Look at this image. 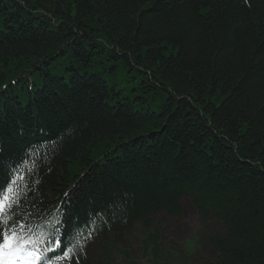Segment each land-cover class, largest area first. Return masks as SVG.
<instances>
[{
    "label": "trees",
    "instance_id": "obj_1",
    "mask_svg": "<svg viewBox=\"0 0 264 264\" xmlns=\"http://www.w3.org/2000/svg\"><path fill=\"white\" fill-rule=\"evenodd\" d=\"M22 164L41 264L135 226L155 258L183 199L209 264H264V0H0L1 195Z\"/></svg>",
    "mask_w": 264,
    "mask_h": 264
},
{
    "label": "rangeland",
    "instance_id": "obj_2",
    "mask_svg": "<svg viewBox=\"0 0 264 264\" xmlns=\"http://www.w3.org/2000/svg\"><path fill=\"white\" fill-rule=\"evenodd\" d=\"M182 211L180 220L162 214L150 219V228L154 222L161 228L160 245L155 258L150 250L142 251L138 240L145 236L146 231L135 226L133 236L121 246L115 244L109 254L101 247V242H93L89 248L90 259L102 262L108 258L118 264H209L204 238L209 230L208 225H203L187 199L182 200ZM212 228L213 225H210Z\"/></svg>",
    "mask_w": 264,
    "mask_h": 264
},
{
    "label": "snow or ice",
    "instance_id": "obj_3",
    "mask_svg": "<svg viewBox=\"0 0 264 264\" xmlns=\"http://www.w3.org/2000/svg\"><path fill=\"white\" fill-rule=\"evenodd\" d=\"M13 206L9 195L0 196V225L4 226L0 229V264H41L45 252L39 247L40 240L24 224H11Z\"/></svg>",
    "mask_w": 264,
    "mask_h": 264
},
{
    "label": "bare ground",
    "instance_id": "obj_4",
    "mask_svg": "<svg viewBox=\"0 0 264 264\" xmlns=\"http://www.w3.org/2000/svg\"><path fill=\"white\" fill-rule=\"evenodd\" d=\"M183 212V211H182ZM139 228V226H137Z\"/></svg>",
    "mask_w": 264,
    "mask_h": 264
}]
</instances>
